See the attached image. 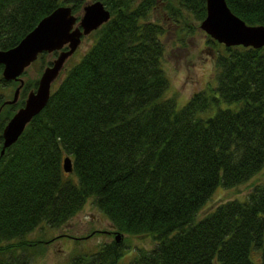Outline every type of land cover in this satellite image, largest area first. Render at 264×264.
I'll list each match as a JSON object with an SVG mask.
<instances>
[{
  "label": "trees",
  "instance_id": "1",
  "mask_svg": "<svg viewBox=\"0 0 264 264\" xmlns=\"http://www.w3.org/2000/svg\"><path fill=\"white\" fill-rule=\"evenodd\" d=\"M87 1L0 0V49L57 6L79 13ZM101 1L109 19L0 154V264H33L51 238L28 234L61 226L88 200L114 230L153 237L125 264H264V181L198 215L218 187L244 183L264 167V45H225L208 34L213 78L179 104L167 94L165 28L150 17L159 0ZM166 1L171 19L206 14V0ZM226 2L247 23L264 24V0ZM56 54L40 52L31 64L41 73ZM2 68L0 88L14 87L0 91V149L5 123L38 79L5 102L19 82ZM128 242L100 241L64 264H117Z\"/></svg>",
  "mask_w": 264,
  "mask_h": 264
},
{
  "label": "rangeland",
  "instance_id": "2",
  "mask_svg": "<svg viewBox=\"0 0 264 264\" xmlns=\"http://www.w3.org/2000/svg\"><path fill=\"white\" fill-rule=\"evenodd\" d=\"M166 3L167 1L159 0L150 17L160 22L165 28L163 63L169 77L167 94L174 95L177 98V103L181 104L189 98L193 91L200 89L212 80L215 45L212 46L208 42V34L199 26L200 20L195 19L192 14L186 15L185 18L171 19L165 7ZM172 3L176 4L175 1ZM80 13L75 14L79 17ZM91 40V33L81 37L79 45L64 62L63 68L52 82L51 87L61 79L66 65L69 66L74 62L85 51ZM39 75L36 65L31 64L26 67L20 77L24 83L39 77ZM13 87L12 83L0 88V91L8 94ZM261 181H264V167L244 183L232 187H218L200 209L198 215H203L222 200L244 197L253 184ZM111 230H114V227L110 220L91 200H88L76 214L61 226L51 227L45 224L28 234L30 238L38 236L44 239L51 238L49 242L45 243L44 252L35 255L33 264H64L66 258L73 251L94 250L100 241L112 239L114 234ZM76 237L81 238L77 239ZM124 238L129 241L130 249L119 257L117 264H125L138 247L149 248L154 243L153 237L149 234L126 235L122 233V239ZM251 256L254 260L257 259L256 254L252 253Z\"/></svg>",
  "mask_w": 264,
  "mask_h": 264
},
{
  "label": "water",
  "instance_id": "3",
  "mask_svg": "<svg viewBox=\"0 0 264 264\" xmlns=\"http://www.w3.org/2000/svg\"><path fill=\"white\" fill-rule=\"evenodd\" d=\"M81 15L73 13L70 5L63 4L44 15L14 46L0 49L2 75L5 79H18L13 97L5 102L16 101L24 72L40 52L57 50L51 62L45 65L37 79L35 88L28 91L24 102L9 117L2 129V147L17 140L27 123L46 105L54 79L59 75L66 59L75 51L81 37L90 33L110 17V10L101 0L87 1ZM199 26L212 38L225 45H244L260 47L264 45V24L247 23L237 15L226 0H206V14ZM63 167L67 172L72 170L69 155L63 158ZM116 240L122 239L120 231H114Z\"/></svg>",
  "mask_w": 264,
  "mask_h": 264
},
{
  "label": "flooded vegetation",
  "instance_id": "4",
  "mask_svg": "<svg viewBox=\"0 0 264 264\" xmlns=\"http://www.w3.org/2000/svg\"><path fill=\"white\" fill-rule=\"evenodd\" d=\"M114 230H111V232H112V234H114V232H113Z\"/></svg>",
  "mask_w": 264,
  "mask_h": 264
}]
</instances>
